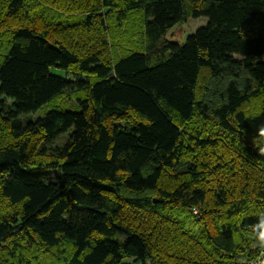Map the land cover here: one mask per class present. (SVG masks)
<instances>
[{
    "label": "trees",
    "instance_id": "obj_1",
    "mask_svg": "<svg viewBox=\"0 0 264 264\" xmlns=\"http://www.w3.org/2000/svg\"><path fill=\"white\" fill-rule=\"evenodd\" d=\"M263 249L264 0H0V264Z\"/></svg>",
    "mask_w": 264,
    "mask_h": 264
},
{
    "label": "rangeland",
    "instance_id": "obj_2",
    "mask_svg": "<svg viewBox=\"0 0 264 264\" xmlns=\"http://www.w3.org/2000/svg\"><path fill=\"white\" fill-rule=\"evenodd\" d=\"M207 22H208V20L206 18L195 19V18H192L191 16H188V18L186 20H184L182 23L176 25L175 27H173L169 31L167 38H168V40H170L172 42H175L178 44H184L186 39L190 35L195 34L196 31L199 28L205 26L207 24ZM51 72L55 75L60 76L63 79H67L68 81L77 82L72 77L67 76V74L61 69L52 68ZM67 97H69V98H67ZM79 98H80V96L77 93H75V91L68 90V91L64 92L61 96L58 97L55 104L57 107L59 106L62 109H78L79 108V102H78ZM49 111H50V107L45 105L35 113L22 116L21 122L24 124H26L28 122H34V121L44 117V115ZM67 139H68L67 134L60 137L57 140L56 145H58V146L63 145L67 141ZM53 172H55V171H53Z\"/></svg>",
    "mask_w": 264,
    "mask_h": 264
},
{
    "label": "built area",
    "instance_id": "obj_3",
    "mask_svg": "<svg viewBox=\"0 0 264 264\" xmlns=\"http://www.w3.org/2000/svg\"><path fill=\"white\" fill-rule=\"evenodd\" d=\"M247 264H264V249L256 259L248 261Z\"/></svg>",
    "mask_w": 264,
    "mask_h": 264
}]
</instances>
